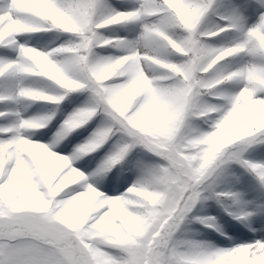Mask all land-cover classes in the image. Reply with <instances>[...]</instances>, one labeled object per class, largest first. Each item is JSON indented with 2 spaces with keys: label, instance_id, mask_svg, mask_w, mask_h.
Returning <instances> with one entry per match:
<instances>
[{
  "label": "snow or ice",
  "instance_id": "obj_1",
  "mask_svg": "<svg viewBox=\"0 0 264 264\" xmlns=\"http://www.w3.org/2000/svg\"><path fill=\"white\" fill-rule=\"evenodd\" d=\"M0 264H264V0H0Z\"/></svg>",
  "mask_w": 264,
  "mask_h": 264
}]
</instances>
